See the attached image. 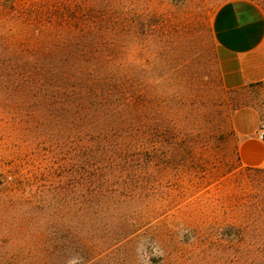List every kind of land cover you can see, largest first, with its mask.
Wrapping results in <instances>:
<instances>
[{"label":"rangeland","instance_id":"1","mask_svg":"<svg viewBox=\"0 0 264 264\" xmlns=\"http://www.w3.org/2000/svg\"><path fill=\"white\" fill-rule=\"evenodd\" d=\"M224 1L0 0V36L10 41L35 27L66 38L107 20L112 64L143 86L128 112L141 106L143 133L152 117L157 126L107 176L84 180L70 157L62 174L21 181L46 204L7 246L48 264L264 259V167L239 163L234 127L235 108L249 100L222 85L216 60L211 21ZM253 1L264 10V0ZM8 131L0 122V171L21 163L31 174L40 159L20 152Z\"/></svg>","mask_w":264,"mask_h":264},{"label":"trees","instance_id":"2","mask_svg":"<svg viewBox=\"0 0 264 264\" xmlns=\"http://www.w3.org/2000/svg\"><path fill=\"white\" fill-rule=\"evenodd\" d=\"M88 24L84 34L66 38L37 27L12 41L0 36V122L9 127L6 134L20 152L40 159L31 174L21 163L0 171V264H48L29 261L18 254L22 249L7 246L32 212L46 204L42 190L29 196L21 181L62 174L63 160L71 157L78 163L74 172L91 182L113 173L126 151L144 142L142 134H156L154 117L147 123L149 132L140 130L141 106L136 105L134 117L128 112L130 97L142 100L143 86L128 83L127 71L112 64L111 33L104 32L109 22ZM147 94L156 102L154 86ZM249 264H264V259Z\"/></svg>","mask_w":264,"mask_h":264},{"label":"crops","instance_id":"3","mask_svg":"<svg viewBox=\"0 0 264 264\" xmlns=\"http://www.w3.org/2000/svg\"><path fill=\"white\" fill-rule=\"evenodd\" d=\"M220 80L227 89L243 88L244 103L234 110L237 158L242 166L264 167V10L253 0H226L211 21Z\"/></svg>","mask_w":264,"mask_h":264},{"label":"built area","instance_id":"4","mask_svg":"<svg viewBox=\"0 0 264 264\" xmlns=\"http://www.w3.org/2000/svg\"><path fill=\"white\" fill-rule=\"evenodd\" d=\"M256 135L258 138L264 139V121L260 123V125L256 131Z\"/></svg>","mask_w":264,"mask_h":264}]
</instances>
